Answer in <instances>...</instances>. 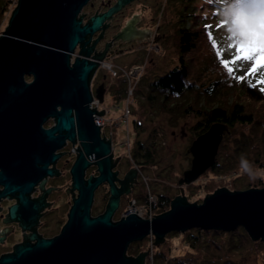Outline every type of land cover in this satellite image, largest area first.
I'll list each match as a JSON object with an SVG mask.
<instances>
[{"label": "water", "instance_id": "1", "mask_svg": "<svg viewBox=\"0 0 264 264\" xmlns=\"http://www.w3.org/2000/svg\"><path fill=\"white\" fill-rule=\"evenodd\" d=\"M86 2L17 0L0 34V196L18 193L20 208L30 210L34 220L37 206L25 194L52 174L48 164L56 160L54 152L66 139L79 142L70 170L78 194L60 232L17 246L14 252L0 256V264H145L149 248L128 256L130 243L153 235L154 245H159L166 234L193 228L229 232L243 227L252 240L264 242V187H220L206 194L201 203H190L185 197L184 186L215 162L228 129L220 122L212 123L190 143V166L177 180L179 194L167 211L152 219L126 211L112 221L125 188L118 189L114 182L110 137H101L94 122V114L102 115L104 109L97 112L90 107L89 82L97 62L79 56L70 60L76 44L100 24L95 18L89 27L80 26L77 16ZM103 94L101 84L95 89L100 102ZM49 118H54V124L43 127ZM92 160L98 175L85 179ZM104 182L110 188L108 203L101 214L92 216L94 191Z\"/></svg>", "mask_w": 264, "mask_h": 264}, {"label": "rangeland", "instance_id": "2", "mask_svg": "<svg viewBox=\"0 0 264 264\" xmlns=\"http://www.w3.org/2000/svg\"><path fill=\"white\" fill-rule=\"evenodd\" d=\"M1 2L2 1L0 0V4ZM16 3L17 0L15 3L8 5L3 14L0 13V34L7 26L11 12ZM252 3L257 5V11L254 14V18L260 31L257 32L256 28L248 30L245 32L244 40L249 46L255 47L260 43H264V0H252ZM221 4L223 3L219 2V0H186L185 10L187 13V19L183 20L182 27L189 32L190 39L192 38V33L196 34V29L192 26L197 27L198 37L196 41L197 50L195 49L188 55L185 54V63L187 64L191 57H198L204 62H200L196 66V72L192 70L189 71L192 83L195 85V89L198 92H203L204 86H206L209 81L214 80L215 77L217 78V76L214 75V72L217 70L218 66L223 73L225 83L235 85V83L240 81L241 84L238 86L244 84L252 88L264 87L260 83L261 78L264 77V67L259 68L256 73L251 74L249 72L251 62L240 60L230 65V67L233 68V71L229 73L227 69L220 64L219 58L216 56V51L217 55L222 52L224 59H229L234 55V49L230 47L232 43L231 35L227 36L225 40H223L220 36L222 27L225 25L224 20L219 19L218 16L220 11L219 5ZM177 11L178 9L174 8V14ZM174 17L175 16L173 15L172 25L174 34L172 49L170 50L171 57H169L165 63L159 65L157 68L148 67L146 64V69H139L136 71L137 73L134 72L136 74L134 75V78L139 76L138 74L140 73L142 75L140 76L135 93L133 96H129V99L134 98V101L130 104L131 114L128 121L129 125L126 126L123 124L119 127L114 126L113 142L115 146V154L122 157L123 160L128 161V148L131 149L134 141L137 139L141 140L144 144L151 143L157 149L155 155V169L145 166L141 169L140 165L133 162V158L129 159L127 166H122L120 168L122 172H125L128 166H132L138 173H140V170L144 174L141 173L138 175L140 186H136L129 195L122 197L121 204L114 215L115 220H119L121 216L127 213L126 211H129V209L134 207L139 209V207L144 205L142 204L144 190L146 189L147 192L148 190L144 184L145 182L142 180L143 176L147 175L149 178L148 187L152 194L168 193L169 196L174 198L179 194L177 180L181 177L182 172L190 166L191 155L187 152V149L193 140L190 127L196 119L185 118L178 110L172 111L173 109H170L171 106L168 108L169 104L163 106L156 100L149 101L145 98L148 91H151L153 95H158V91L149 89L150 82L153 78L162 74L163 71L170 68L177 61V54L180 50H178L177 36L175 33L177 23ZM222 24L223 26H221ZM209 32L210 34L208 36ZM193 37H196V35H193ZM217 45L218 48L214 49ZM119 65L120 66L115 65V69L118 71L119 76L113 79V86L109 90H106L104 99L100 102L101 109H106L108 111L105 115L114 120H120L122 118L121 113L126 102L125 93H123L120 89L127 86V83L123 80V78L125 79V77H127L125 72L129 73L132 69V67L129 68L128 65L123 63H120ZM192 66L193 65H189L188 67ZM102 70L108 75L110 74L107 70ZM237 77H242V79H237ZM201 83H205V85L203 86ZM119 90L122 93L117 97L116 95ZM160 96L161 95H159V97ZM185 96H187V98H191L192 96H195V94L186 92ZM200 99L201 97H199L198 100L201 101ZM222 99H215L212 104H219ZM224 99L230 102L233 100V96H229L228 94L224 97ZM126 141H128L127 144ZM218 158H220V156ZM245 186L246 180L244 178H239L236 180L233 188H236V190H242L246 189ZM188 193V191L184 190L185 197L190 203L195 201L196 203H201L205 197V195L203 196V194H200V196L198 195L196 199L192 197L187 198ZM104 203L105 196L103 191L97 190L94 194L91 214L95 215L100 213L104 209ZM193 234H198L199 237L202 236L201 233L199 234L194 231ZM184 235L185 232H170L166 234L164 240L170 242L172 247L170 251V249H168V247H170L169 244H165L166 242L164 241L165 245L163 248L165 252L170 251V255L172 256H181L187 252L188 255L193 254V251L188 247L186 248L183 244ZM154 241V236L149 235L146 247L143 249L146 252L149 248V251L147 252L148 256L146 258V264H153V261L155 260V257L153 258V247H155V245H153ZM230 256L236 264H264V250L260 251V247H258V245L252 246L248 251ZM224 258L226 259L225 255H223L222 259L224 260Z\"/></svg>", "mask_w": 264, "mask_h": 264}, {"label": "flooded vegetation", "instance_id": "3", "mask_svg": "<svg viewBox=\"0 0 264 264\" xmlns=\"http://www.w3.org/2000/svg\"><path fill=\"white\" fill-rule=\"evenodd\" d=\"M185 4L186 0H87L77 16L80 26L89 27L95 18L100 19V24L83 36L71 56L97 62L95 76L90 81L91 94L94 95L95 89L102 84L104 97L106 90L113 86V79L119 76L117 74L116 77H111L100 69L101 61H109L114 67L123 63L129 68L138 67L143 70L146 69V64L148 67L157 68L165 63L171 57L173 15L177 23L175 33L180 50L177 55H180L183 63L189 42V32L182 27L183 20L187 19ZM174 8L178 9L175 14ZM193 35L195 34L192 33L191 36ZM97 56H102L103 59L97 60ZM182 63L177 62L178 65ZM141 75L140 73L138 76V82ZM120 90L117 97L122 93ZM53 124L54 118H49L43 127H51ZM77 143V139H66L63 146L54 152L58 154L56 160L48 164L52 174L44 176L25 194L29 203L37 206L34 220L30 218V210L20 208L18 193L0 196V256L14 252L21 244L34 243L38 238H51L60 232L78 194L73 188L70 171L77 157V151L72 147ZM112 153L111 171L116 173L114 182L118 189L125 188L119 197V208L122 197L129 195L136 186H140L139 173L132 166L122 172L120 168L127 166L129 159L125 161L117 156L115 149ZM97 175V165L95 160H92L85 169L84 178L89 179ZM2 190L3 186L0 184V192ZM97 190L103 191L105 203L104 209L95 215L101 214L108 203V182L100 184L94 194ZM118 208L113 213L112 221H116L114 215Z\"/></svg>", "mask_w": 264, "mask_h": 264}, {"label": "trees", "instance_id": "4", "mask_svg": "<svg viewBox=\"0 0 264 264\" xmlns=\"http://www.w3.org/2000/svg\"><path fill=\"white\" fill-rule=\"evenodd\" d=\"M1 1L0 13L3 14L6 7L15 3L16 0ZM192 27L196 29V37L190 39L189 36L187 55L197 48L198 28ZM176 60V64L174 63L150 82L149 89L158 91V95L148 91L145 98L149 101L156 100L163 106L169 104L168 108L171 106L172 111L178 110L185 118H195L190 127L193 139L205 132L212 123L220 122L228 126L219 145L214 164L195 182L184 186V190L189 192L187 198L196 199L198 195L204 196L220 187L236 190L233 187L239 178L246 180L245 188L264 186V91L261 90L262 87L252 88L244 84L238 86L241 84L240 81L235 85L225 83L223 73L218 66L214 72L217 78L209 81L206 86H204L205 83H201L204 89L203 92H198L192 83L189 71L196 72V66L203 61L198 57H191L187 64L185 61L182 63L180 55ZM177 62H181L182 65H178ZM189 65L193 66L188 67ZM26 79L30 78L26 77ZM121 90L126 93L125 87ZM186 92L194 93L195 96L187 98ZM228 94L233 96L230 102L224 99ZM199 97L201 101L198 100ZM220 98H223L220 100L221 103L212 104L215 99ZM156 152L157 149L153 144H144L137 139L131 147L129 159L133 158V162L140 165L141 169L144 166L155 169ZM177 187L179 191L178 184ZM155 195L158 199L156 213L167 211L173 197L168 193ZM146 197L145 189L142 203L146 202ZM193 231L201 233L202 236L193 234ZM148 238L149 236H146L142 240L130 243L126 255L135 257L145 252L143 249L146 247ZM183 240L185 247L190 248L193 254L188 255L187 252L181 256H172L170 255L172 245L164 240L165 244H169L170 251L165 252L164 241L155 245L153 264H236L230 255L248 251L254 245H258L260 251L264 250V242L252 240L243 227L229 232L193 228L185 231ZM223 255L226 257L224 260Z\"/></svg>", "mask_w": 264, "mask_h": 264}, {"label": "built area", "instance_id": "5", "mask_svg": "<svg viewBox=\"0 0 264 264\" xmlns=\"http://www.w3.org/2000/svg\"><path fill=\"white\" fill-rule=\"evenodd\" d=\"M74 59V56H72L71 60ZM99 68L101 69H105L108 72H110V76L112 77H116L118 74V71L115 69V67H113V65L109 62V61H101L99 63ZM141 68L138 67H133L131 69V71L125 72V74L127 75V77H125V81L127 83V88H126V93H125V106L122 110L121 113V119H112L109 118L108 116H106L105 114L108 112L106 109H104V113L101 115L98 114H94V122L100 127V132L101 136L108 140L110 137V143H111V148L112 150L115 148L114 146V126L119 127L122 126L123 124H125L126 126L129 125V116L131 114V108H130V104L134 101V98L129 99V96H133L134 92H135V87L138 83L137 79L138 76H136V78H134V75H136L134 72H136L137 70H139ZM137 73V72H136ZM139 75V74H138ZM95 76V73L92 75L93 79ZM100 101L94 96L92 95V101L90 102V107L91 108H95V110L97 112H99L101 109L100 107ZM101 125V126H100ZM128 143V141H126V144ZM79 146V144L77 143L76 145H73L72 149L77 151V147ZM127 147V146H126ZM129 147V145H128ZM130 148H128V155L130 154ZM78 152V151H77ZM143 181L145 182L144 184L147 187V197H146V202L144 203V205H142V207H139V209L137 207H134V213H136V211L139 213L138 216L142 217V218H147V219H152V217H154V215H156V211H155V207H157L158 205V199L157 196L152 194L151 191L149 190L148 187V177L147 176H143L142 177ZM131 210V209H129ZM125 215V214H124Z\"/></svg>", "mask_w": 264, "mask_h": 264}, {"label": "snow or ice", "instance_id": "6", "mask_svg": "<svg viewBox=\"0 0 264 264\" xmlns=\"http://www.w3.org/2000/svg\"><path fill=\"white\" fill-rule=\"evenodd\" d=\"M219 2L224 3L225 0H219ZM242 2L252 3V0H242ZM224 24H231L234 29V33L231 36L232 43L230 45V47L234 49V55L229 59H224L223 53L220 52L219 55H217L216 51V56L219 58L220 64L226 68L229 73L233 71V68L230 67V65L240 60L251 62V67L249 69L251 74L256 73L259 68L264 67V43H260L255 47L247 44V42L243 39L245 35L242 28L243 21L240 20L238 16H232L231 19H225ZM221 26H223V24ZM209 34L210 32L208 33V36ZM217 48L218 45L214 49ZM237 79H242V77H237ZM260 83L264 85V77L261 78ZM261 90L264 91V87H262Z\"/></svg>", "mask_w": 264, "mask_h": 264}, {"label": "clouds", "instance_id": "7", "mask_svg": "<svg viewBox=\"0 0 264 264\" xmlns=\"http://www.w3.org/2000/svg\"><path fill=\"white\" fill-rule=\"evenodd\" d=\"M219 7H220V11L218 13L219 19L225 20V19H231L232 16H238V18L243 21L242 28H243L244 33L250 29H253V28H256L257 32L260 31L258 26H257V22L254 18V14L257 11V5H255L254 3H244V2H242V0H225V2L223 4L219 5ZM233 33H234V29L232 28L231 24H225L222 27V31H221L220 36H221V38H223V40H225V38L227 36H229V35L232 36ZM243 39H244V37H243ZM71 58H72V56H71ZM71 58H70V60H71ZM72 61L73 60H71V62ZM94 73H95V71H94ZM91 80L92 79H90V81ZM123 80L125 81L124 78H123ZM89 87H90V82H89ZM136 87H137V85H136ZM125 88H127V86ZM94 96H95V94H94ZM111 150H112V148H111ZM112 152H113V150H112ZM130 153H131V150H130ZM128 157L130 158L129 155H128ZM139 172H140L139 174L143 173L140 170H139ZM148 180H149V178H148ZM142 204H144V203H142ZM125 215H126V213H125ZM156 215H157V213H156ZM153 245H154V243H153ZM146 258H145V264H146Z\"/></svg>", "mask_w": 264, "mask_h": 264}, {"label": "bare ground", "instance_id": "8", "mask_svg": "<svg viewBox=\"0 0 264 264\" xmlns=\"http://www.w3.org/2000/svg\"><path fill=\"white\" fill-rule=\"evenodd\" d=\"M130 211H134V209L133 208H131V210Z\"/></svg>", "mask_w": 264, "mask_h": 264}]
</instances>
